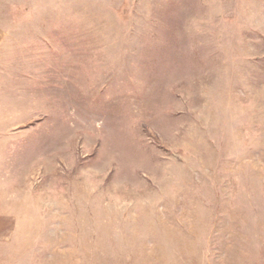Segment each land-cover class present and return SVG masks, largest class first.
<instances>
[{
	"label": "rangeland",
	"instance_id": "1",
	"mask_svg": "<svg viewBox=\"0 0 264 264\" xmlns=\"http://www.w3.org/2000/svg\"><path fill=\"white\" fill-rule=\"evenodd\" d=\"M0 264H264V0H0Z\"/></svg>",
	"mask_w": 264,
	"mask_h": 264
}]
</instances>
